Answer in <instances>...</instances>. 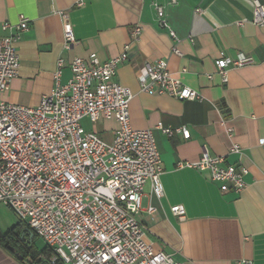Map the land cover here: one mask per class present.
I'll use <instances>...</instances> for the list:
<instances>
[{"label": "crops", "instance_id": "obj_1", "mask_svg": "<svg viewBox=\"0 0 264 264\" xmlns=\"http://www.w3.org/2000/svg\"><path fill=\"white\" fill-rule=\"evenodd\" d=\"M169 1L0 0V38L8 34L1 30L3 23L16 25L20 18L28 22L16 43L19 69L3 100L37 107L54 86L59 58L65 63L60 78L64 84L74 58L96 54L105 62L128 46L127 60L117 67L114 81L132 92L130 126L150 130L163 168L162 197L156 198L146 183L136 217L147 239L156 251L183 264H264V146L259 143L264 137V29L250 23V0H176L173 6ZM153 2L163 7L179 39L180 56L171 53L172 39L158 25ZM62 15H67L76 42L69 50L62 47ZM242 19L246 22L239 26ZM137 26L141 34L135 40ZM221 53L230 59L243 54L253 62L228 68L223 83L215 66ZM158 59L167 62L173 79L202 99L179 101L141 92L138 71ZM94 126L84 130L112 142L115 120L101 119ZM159 126L174 132L164 135ZM180 128L188 139L175 131ZM234 145L238 153L230 152ZM204 148L223 157L225 164L246 169L241 193L223 192L206 173L182 166L198 161ZM175 205L183 206L185 218L172 216ZM149 207L155 209L152 215ZM0 264L22 263L12 259L10 247L0 244Z\"/></svg>", "mask_w": 264, "mask_h": 264}, {"label": "built area", "instance_id": "obj_2", "mask_svg": "<svg viewBox=\"0 0 264 264\" xmlns=\"http://www.w3.org/2000/svg\"><path fill=\"white\" fill-rule=\"evenodd\" d=\"M250 1V23L264 29V3ZM175 3L170 0L168 5ZM152 5L158 25L172 39L171 53L180 56L179 39L169 28L163 7L157 2ZM245 22L242 19L237 24ZM27 28L25 18L16 25L5 22L1 26L8 34L0 38V204L45 244L51 255L49 264H183L156 251L136 218L146 183L156 198L162 197L163 168L150 130L130 126L132 92L114 81L117 67L127 60L128 46L105 62L96 54L86 60L74 58L67 66L70 76L64 84L60 78L65 63L59 58L51 92L30 108L3 100L19 69L16 43ZM140 34L141 28L135 27L133 38L137 40ZM75 43L67 15H62V47L69 50ZM252 62L243 54L230 59L221 53L215 66L225 83L228 68ZM136 77L141 92L179 101L202 99L170 76L163 59L146 62ZM101 119L118 124L111 143L81 126L82 120L96 123ZM159 129L167 136L174 132ZM175 131L188 139L185 129ZM259 143L264 146V137ZM230 152L238 153L239 147L234 145ZM182 166L206 173L222 185L223 192L239 194L245 187L244 167L225 164L223 157L205 148L198 161ZM154 212L152 207L147 209L149 215ZM170 213L185 218L181 205L172 206Z\"/></svg>", "mask_w": 264, "mask_h": 264}, {"label": "rangeland", "instance_id": "obj_3", "mask_svg": "<svg viewBox=\"0 0 264 264\" xmlns=\"http://www.w3.org/2000/svg\"><path fill=\"white\" fill-rule=\"evenodd\" d=\"M94 124L88 120L81 122V126L85 130H94ZM18 223L19 221L12 210L0 204V235L13 230V234L10 236L11 241L8 240L10 245L16 247L13 250L12 259L22 264H49L50 253L42 254L45 251V244L36 236L32 238L24 236V228L21 226L17 228Z\"/></svg>", "mask_w": 264, "mask_h": 264}, {"label": "trees", "instance_id": "obj_4", "mask_svg": "<svg viewBox=\"0 0 264 264\" xmlns=\"http://www.w3.org/2000/svg\"><path fill=\"white\" fill-rule=\"evenodd\" d=\"M13 229H15V228H13ZM13 234V230H10L9 231V233H7V234H3V235H0V244H2L5 248L7 247H10V251H11V254L12 255H14L13 254V250L16 248V247H14V246H12V245H10V243H9V241L8 240H10V236ZM29 235V234H28ZM34 236V235H33ZM11 241V240H10ZM46 252H47V254H49L50 252L48 251V249H47V247L45 246V251L42 253V254H46ZM58 264V263H57ZM59 264H61V263H59Z\"/></svg>", "mask_w": 264, "mask_h": 264}, {"label": "water", "instance_id": "obj_5", "mask_svg": "<svg viewBox=\"0 0 264 264\" xmlns=\"http://www.w3.org/2000/svg\"><path fill=\"white\" fill-rule=\"evenodd\" d=\"M26 231L29 234L30 238H32L33 237V234L30 231H28V230H26Z\"/></svg>", "mask_w": 264, "mask_h": 264}]
</instances>
